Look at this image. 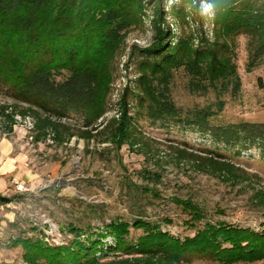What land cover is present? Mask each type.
I'll use <instances>...</instances> for the list:
<instances>
[{
	"label": "rangeland",
	"instance_id": "rangeland-1",
	"mask_svg": "<svg viewBox=\"0 0 264 264\" xmlns=\"http://www.w3.org/2000/svg\"><path fill=\"white\" fill-rule=\"evenodd\" d=\"M134 9L136 18L121 32L120 49L105 60L96 80L97 107L107 109L97 131L74 114L56 129H42L0 93V103L8 101L13 115L11 130L10 120L0 118V142L9 143L13 167L22 173L0 176V195L10 199L0 203V264H45L40 257L26 259L23 246L12 244L19 237L61 246L75 239V228L80 240H97L112 221L127 222L133 241L144 233L132 226L136 219L181 240L207 222L264 229V151L251 147L237 154L236 147L216 143L193 124L138 114L130 92L147 68H139L137 53L153 46L156 24L151 0ZM164 11L158 24L171 29L176 47L167 66L175 105L184 112L222 105L210 118L214 125L264 122V19L253 22L249 34L218 21L216 7L206 0H165ZM193 81L202 90H193ZM125 93L134 120L119 133L115 127ZM205 151L223 153L230 162L211 160ZM18 183L25 189L18 190ZM100 240L103 252L96 253L94 264H180L160 254L113 250L111 234ZM184 264L222 263L194 259ZM230 264H264V259Z\"/></svg>",
	"mask_w": 264,
	"mask_h": 264
},
{
	"label": "trees",
	"instance_id": "trees-1",
	"mask_svg": "<svg viewBox=\"0 0 264 264\" xmlns=\"http://www.w3.org/2000/svg\"><path fill=\"white\" fill-rule=\"evenodd\" d=\"M197 4L201 0H186ZM216 7V19L246 31L253 22L264 19V0H206ZM141 0H0V93L21 116L31 115L38 125L55 128L72 114L83 118L84 127H93L106 114L97 107L96 80L105 71V60L120 49V35L136 18L134 7ZM156 33L152 47L138 49L139 72L136 89L131 90L137 112L152 121H167L181 126L193 124L237 154L251 147L264 151V122H238L214 125L210 118L222 109L211 106L184 112L172 100L168 67L174 59L171 29L158 24L164 15L165 0H151ZM173 10L178 7L172 6ZM159 21V22H158ZM236 80V79H235ZM235 89L239 88L235 81ZM193 81L191 88L202 90ZM117 131L133 126L134 117L126 93L122 95ZM8 101L0 103V118L10 120ZM11 105V106H12ZM135 106V105H134ZM14 109V110H15ZM85 120V121H84ZM58 121V122H57ZM115 121V120H114ZM73 135V134H72ZM59 136V135H58ZM211 160L230 162L218 151H205ZM10 199L0 196V203ZM199 212V211H198ZM195 213V214H198ZM129 224L112 221L105 233L115 240L113 250L128 254H160L172 262L189 263L207 259L222 264L264 259V229L253 231L222 223H205L192 237L179 239L158 225L134 220L132 226L144 228L135 241L128 239ZM75 239L67 245L48 246L39 240L17 238L29 262L43 259L45 264H94L96 253L103 252L100 239Z\"/></svg>",
	"mask_w": 264,
	"mask_h": 264
},
{
	"label": "crops",
	"instance_id": "crops-1",
	"mask_svg": "<svg viewBox=\"0 0 264 264\" xmlns=\"http://www.w3.org/2000/svg\"><path fill=\"white\" fill-rule=\"evenodd\" d=\"M10 152H11V147L9 143L5 141L4 139L3 140L1 139V142H0V176L4 177L8 175L10 176L16 175L17 177H19L20 174L22 173L20 170L17 171V168L15 169L13 167L15 158L10 155ZM22 176L23 175H21V177Z\"/></svg>",
	"mask_w": 264,
	"mask_h": 264
},
{
	"label": "built area",
	"instance_id": "built-area-1",
	"mask_svg": "<svg viewBox=\"0 0 264 264\" xmlns=\"http://www.w3.org/2000/svg\"><path fill=\"white\" fill-rule=\"evenodd\" d=\"M17 188H18V190H23V189H25V187H24V185H23L22 183H18V184H17Z\"/></svg>",
	"mask_w": 264,
	"mask_h": 264
}]
</instances>
